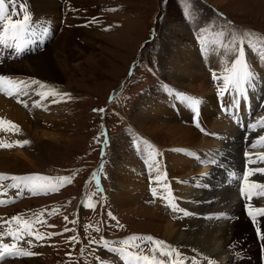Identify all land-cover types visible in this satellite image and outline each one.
<instances>
[{
    "label": "rangeland",
    "instance_id": "rangeland-1",
    "mask_svg": "<svg viewBox=\"0 0 264 264\" xmlns=\"http://www.w3.org/2000/svg\"><path fill=\"white\" fill-rule=\"evenodd\" d=\"M68 1L71 0H64L65 4L60 8L62 14L68 13L64 9L68 7L65 6ZM82 2L81 6L84 10L67 8L69 16L73 17L72 20L80 23L72 24L66 19H61L59 25L49 31L55 35L49 45L47 38L45 46L52 55H55V68L60 77L53 90L41 87L35 90L34 85H30L26 89L29 93L28 109L15 103L19 99L13 101L11 96L9 99L21 110L26 111L32 121L38 118L37 113H48L46 115L49 117L55 113L62 121L64 120V125L61 124L56 130L50 125L51 122H48L52 119L41 117L42 125L49 124L47 129L54 131V139H42L38 142L24 135L21 129L3 130L8 128V125L0 128V141L4 143L30 141L25 147H0V155L11 157L16 150H24L28 147L30 162L21 165L24 171L41 176L49 172L54 175H50V178L73 177L72 182L60 187L59 191L47 195L30 193L23 200L17 195L18 191L8 187L12 181L6 183L10 193L9 195L5 193L3 196H7L5 200L15 199V202L0 206V218H3L0 220V233L5 232L10 226L13 229L17 227L15 221L11 225L4 223L14 216L20 215L22 220L31 221L39 218L47 221L48 213L52 211L57 214L53 216V220L47 222V225H55V227L38 224L36 227L40 232L61 233L65 227L71 231L41 241L31 237L22 239L18 247L34 254L14 258V261H9L10 257H6L4 261L8 263L103 264L104 251L96 244H90L89 241L93 239L100 241L101 237L107 236L111 237L108 239L110 242L122 241L133 235L159 237L161 241L173 246L164 239L166 238L164 226L171 221L180 224L184 218H177L176 216L181 212L172 211L166 206V200L163 199L162 203L158 201L160 192L156 197L153 196L152 191L149 192L157 184L150 183L146 153L140 160L136 158L141 153L140 149L144 150L143 144L137 149L136 142L145 140L151 143L152 137L157 140L154 141L156 144L160 143L159 146H162L163 151L187 148L190 150L186 151V154L197 152L201 148L190 147L188 141V134L191 133L189 130L193 129L201 137L209 140L206 146L213 145L214 137L204 132H212L211 124L218 120L219 116L217 110L223 111L227 106L223 104L226 94L222 99L219 98V89L223 86L222 80H214L213 73L209 71L217 72L218 77L227 74L225 70L231 68L232 61L236 59L233 48L245 49L250 68L252 64L256 66L257 57L264 54L261 52V48H264V0H87V2L83 0ZM40 24L47 28L48 23L43 21ZM66 24L70 25L69 30L86 31L69 38L63 33ZM233 29L239 37L251 33L250 39L255 46L251 47L247 39L243 45L239 43L233 45ZM221 30L224 31L223 36L219 34ZM45 34L47 37V33ZM202 35L206 45L197 39ZM153 38L154 40L150 41ZM221 58H224L223 65ZM248 87L250 89L252 85ZM41 92H55L57 95L49 94L47 99H44L38 95ZM176 93L200 100L202 109H198V124L193 121L191 106L178 100ZM4 96H6L5 92L2 93V97ZM21 97L22 95L17 94V98ZM54 99L58 102L53 103ZM259 99L262 101L253 104V110L255 113L258 112L257 116L261 113L257 109L264 103V94L261 93ZM41 104L42 108L39 110ZM223 107L224 109L221 110ZM94 109L106 111L98 112ZM157 113L159 116H156ZM201 117L207 122L203 129ZM0 119L19 126L14 120L2 116ZM226 136L230 138V128ZM248 138L252 142L256 137L251 132ZM225 141L229 142L227 139ZM106 143L109 144L104 145ZM101 144L105 146L107 161L104 168L98 165ZM239 144L242 145L243 142ZM228 154H235V151H229ZM13 166L16 167L17 164ZM139 167L145 169L146 194L140 202L143 205L138 207L132 204L122 208L119 204H114L116 200L111 198L116 194L114 176L127 172L128 178ZM5 168L0 166V173L12 174L10 167ZM196 168L198 170L200 167ZM98 169L104 171L107 187L101 195L96 187L93 189L89 184L90 173L97 172ZM153 173L154 171L151 174ZM208 174L210 172L205 175ZM212 176H217L216 172H213ZM177 178L183 179L182 182L187 185H191L196 180L192 176ZM177 178H171L173 179L171 181L177 184L175 180ZM86 196L89 203L98 201L95 203V210L86 206L82 209L83 199ZM17 202L19 203L16 204ZM44 210H48V213ZM109 212L116 219H111ZM41 213L42 216L39 215ZM64 217L68 218L67 223ZM89 225L91 227H87ZM96 228L100 231H96ZM249 231L250 235L247 232L243 234L251 240L253 236L251 230ZM243 234L235 241L236 245H239L237 242ZM261 234L264 236V233ZM73 236L80 242L81 236V244L71 241L70 238ZM28 239H33L34 247L29 248L26 241ZM12 242V239L6 237L2 241L9 244ZM113 246L122 247L119 243ZM252 250L255 249L251 248L249 251ZM106 252L108 251L104 254ZM181 252L185 260L194 258L195 264H209V261H212L193 247L189 254ZM147 254L152 255L151 252ZM114 256L120 257L117 254ZM97 257L100 258L99 261Z\"/></svg>",
    "mask_w": 264,
    "mask_h": 264
},
{
    "label": "bare ground",
    "instance_id": "bare-ground-1",
    "mask_svg": "<svg viewBox=\"0 0 264 264\" xmlns=\"http://www.w3.org/2000/svg\"><path fill=\"white\" fill-rule=\"evenodd\" d=\"M82 1L83 0H79L76 2V0H71L68 1L65 6L72 7L70 9L74 8V10H84L81 6V4H83ZM84 1L87 2V0ZM22 3L26 6L31 16L30 31L25 33L23 37L25 46L19 55L16 54L15 49L0 45V75H8L5 77L13 81H22L34 85L35 90L40 87V84H32L31 81H38L46 85L48 90H53L55 83H58L60 77L55 68V55H52L48 47L45 46L47 45V37L43 29L39 28L41 26L40 23L43 21L49 23L48 28L49 31H51L55 26L59 25L61 19H66L72 24H78L80 22L72 20L73 17L69 16V11H67L68 7L64 8L66 9L65 12L68 13H61L60 8L65 4L64 0H22ZM67 25L68 24L63 28V33L65 36H69V38L72 35L77 33L82 34L86 31L83 29L80 31L71 29V31L69 30L70 25ZM261 56L262 55L257 57V65L254 66L252 64L251 69L255 72V76L264 79V73H262V71H264V58H261ZM5 58L9 59V62L2 64ZM223 59L224 58L220 59L221 64ZM259 83L261 82L254 77V82L251 84L252 87L250 89L248 87L247 95L240 98L238 108H233L231 106V97L226 94L225 105L227 107L225 109L232 113L229 118H226V116L223 115L225 109L223 111L217 110L216 113L219 115L218 120L214 121L212 124L210 123L212 126L211 135L214 136L213 145L208 144V146H206L209 140L206 139V137H201L193 129L189 130L191 133L188 134L189 138H187L191 144L190 147L201 148L198 149L199 152L192 151L186 154V151L190 150L187 148H181L179 150L175 148L170 152H166L163 151L161 145L159 146L160 143L156 144L154 142L157 140L152 137L150 138L153 140H151L152 145L159 153L158 156L154 157V161L158 160L159 175L164 181L163 185H155L154 189H157V193H159L162 187L168 186L169 193H174L171 195L174 197V202H177L189 213L188 215H184L187 219L182 220L180 224L173 223V221L166 223L164 226V235L166 238L164 239L187 254H189L190 249L193 247L200 251L204 257L215 261L216 264H251L254 261L255 263L253 264H264V238L261 237L259 244L255 238V235L264 233V216H256L255 221H252V218H250V221H247L244 217V214L248 213L250 208L259 206L260 203L258 200L255 201V199L248 201L243 198L245 205L241 212V209H239L242 206V202L239 200L240 192L235 191L234 196L231 191H227L229 185L233 189H238L240 191L241 180L232 179L229 184H225L223 181L224 178L227 180L228 168L225 166L224 159L228 152V148L238 145L240 141H242L243 144L239 149L240 156L238 159L241 158L242 153L243 158L241 161L236 159L239 153L233 157L235 159L233 162L237 163L240 167L239 176L245 174L249 167L257 168L264 166L257 163L251 165L247 163L248 156H253L255 158L264 154V147L260 146V144L264 142L258 140L254 142L257 144V147L251 148L250 145L252 142L248 140V136L251 135V132L256 137L264 136V129L253 130L250 127L258 118L264 117V103L263 105H259V109H257L261 112L259 116H257L258 112L255 113V110H253V104L258 102L257 98L264 91V89L263 91L259 90ZM261 84L262 86L264 85V83ZM2 93H4V91L0 90V116L14 120L19 124L18 127H20L19 129H21L23 134L29 138L31 137L35 142L42 139H54V131H49V129H47L49 124L42 125L43 119H41V117L47 120L52 119V121L48 122H51L50 125L53 126L52 128H56V130L61 124L64 125V120L62 121L55 113L51 114L50 117L46 115L48 113H37L36 116H38V118L32 121L30 115L26 111L21 110L16 104H13V102L9 100L11 95L6 94V96L2 97ZM201 105L202 104L198 106L199 110L202 109ZM41 108L42 104L38 109L40 110ZM156 116H159L158 113ZM231 122L234 124H246V126H233ZM206 123L207 122H205V124ZM229 128L231 135L230 138H226V132ZM216 139L218 140L216 141ZM225 139L229 140V142H224ZM203 144L205 146H203ZM202 147H206L205 152ZM29 151L30 149L27 147L24 150H16L11 157L1 154L0 166H5V169L10 167L13 175L24 174L27 170L24 171L21 165L25 162H30L28 158ZM140 152L141 153L136 157L138 160L141 159V156L145 155L143 149H140ZM6 153L8 154V152ZM210 161H215V163H209ZM14 164H17V166H13ZM218 164L220 166H218ZM196 167L200 168L197 170ZM230 168L234 169V166ZM169 172L171 175H169ZM207 172H216V175H218L221 180L218 182L219 178L217 176L211 180V178H209L211 174L205 175ZM126 175L127 172L124 174L120 173L119 176H114L116 179V194L112 195L111 198L116 200H114L115 202L113 201L114 204H119L122 208L129 207L132 204L140 207L143 205L140 202L146 194L144 187L146 182L145 169L139 167L138 170L133 171V175L130 177L127 178ZM151 175L155 176L157 173L154 171ZM165 175L166 179L164 178ZM181 176L182 178L192 176L196 180L192 182L191 185H187L185 182H182L183 179L177 178ZM174 177L177 178L175 179L177 184L171 181L173 180L171 178ZM250 181L264 182V175H253L250 177ZM150 191L152 190H149V192ZM158 201L162 203L163 199L160 198ZM143 208L149 211L148 208L144 206ZM221 214L226 215L222 216ZM209 216H212V218L208 219L207 217ZM249 230H251L253 236L251 240L247 238L246 234H243L247 232L250 235ZM242 234L243 237L237 242L239 245H236L235 241H237ZM244 240L245 242H243ZM251 248L255 250L249 251ZM114 255L115 253L111 251L103 254V264H124L120 257H115ZM24 263H26V261ZM6 264L12 263L7 262Z\"/></svg>",
    "mask_w": 264,
    "mask_h": 264
},
{
    "label": "snow or ice",
    "instance_id": "snow-or-ice-1",
    "mask_svg": "<svg viewBox=\"0 0 264 264\" xmlns=\"http://www.w3.org/2000/svg\"><path fill=\"white\" fill-rule=\"evenodd\" d=\"M15 17V18H14ZM31 16L22 3V0H0V45H4L8 48L15 49L17 55L23 50L25 46V41L23 39L25 33L30 31ZM47 31V29H45ZM221 36L224 35V31L221 30L219 33ZM251 33H248L246 36L239 37L235 34V30H232V44L236 45L239 43L243 45L245 39H247L248 44L251 47H254L253 41L250 39ZM202 44L206 45L203 35L197 38ZM233 51L236 52V59L232 61V67L225 70L227 74H222L217 76L213 72L214 80H222L223 86L219 89V98L222 99L225 94L231 97L230 104L233 108H238L240 98L247 95L248 86L254 82L255 72L248 66L246 59V51L243 47L233 48ZM261 52L264 53V48H261ZM264 58V55L261 56ZM32 84H40L41 88H46V85L38 82L31 81ZM30 84L22 81H13L5 76L0 75V90L4 91L7 95H27L26 89ZM51 94L53 96L57 95L55 92H41L38 95H41L44 99H47V96ZM67 96L68 94H63ZM176 98L188 103L193 110V121L198 124V106L200 100L198 98H193L182 93H176ZM24 103V106L27 107L26 101H19ZM58 102L53 100V103ZM37 106V105H34ZM94 111L104 112L105 109H94ZM4 125L9 127L3 130H12L19 131V127L13 124L11 121H4L0 119V128ZM250 127L253 130L264 129V117L258 118L254 121ZM257 140L264 142V136L257 137ZM99 142V139H98ZM30 141H16L13 144L4 143L0 141V147H14V146H24L29 144ZM144 145V151L146 153V161L148 166V171L150 174V183H155L157 185H163V179L159 175V163L158 160L154 162V157L158 156L159 153L155 150L154 146L145 140H138L136 142L137 149L140 148V145ZM261 147H264V143L260 144ZM251 148L257 147L256 143L250 145ZM209 163H215V161H210ZM247 163L249 165L257 163L264 165V154H261L259 157L248 156ZM155 171L157 175L152 176L151 173ZM256 174L264 175V166L251 168L249 167L245 174L242 176H237L235 173L230 175L241 180L240 193L243 198L248 201L253 199L252 191L255 190L257 198L264 197V182H254L250 181V177ZM94 174V177L95 178ZM166 179V175L164 177ZM73 177H56L50 178L47 176L41 175H26V176H16L0 173V186L3 185V181L11 180V183L8 187L18 189L17 195L23 196L25 191H28L32 195H47L51 192L59 191L60 187L65 186L68 183L72 182ZM99 189V184H97ZM5 193L0 192V197ZM152 194L154 197L157 196V189H152ZM160 198L167 201V205L174 212H181L184 215H188L187 210L179 208L178 204L174 202V197L169 193V187L164 186L160 189ZM15 199L4 200L0 199V206H4L9 203H14ZM95 203H89L88 197H85L84 206L95 210ZM253 212L259 216H264V206H255L250 208L248 214L255 221L256 215H253ZM55 211L49 212L48 215H56ZM43 215V213L39 214ZM111 219H116L112 214L108 213ZM222 216L226 214H221ZM3 218H0L2 220ZM65 222H68V218L64 217ZM15 221L17 227L13 229L11 226L3 233H0V260L5 259L6 257L13 258H22L26 256H31L34 253L26 251L23 248L18 247V243L26 238L32 237L36 241H41L44 239H50L54 235H62L63 232L71 231V229L65 227L61 233H41L39 228L36 225H46L47 227H55V225H47L46 220H41L39 218L29 220H22L20 215L12 217L8 221H4L5 224L11 225ZM75 223V221H72ZM91 227V225L87 226ZM96 231H100L99 228H96ZM5 237H11L12 243H2ZM264 238V236H262ZM33 239H28L27 243L29 248L34 247ZM71 241H77L76 237L73 236L70 238ZM90 244H96L98 247L105 248L117 255L123 260L124 264H195L194 258L188 260L184 259L183 253L176 247L167 244L165 241L158 240L151 236H140L133 235L122 241H108L104 237H101L100 241L90 240ZM119 243L122 247H114L113 245ZM151 252L152 255L149 256L147 253ZM166 258V259H165ZM99 261L100 258L97 257ZM209 264H216L215 261H209Z\"/></svg>",
    "mask_w": 264,
    "mask_h": 264
}]
</instances>
